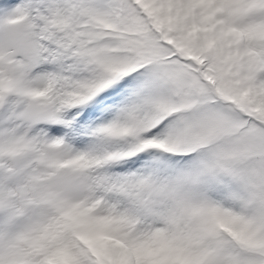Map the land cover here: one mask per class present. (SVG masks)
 I'll return each mask as SVG.
<instances>
[{"label":"snow or ice","instance_id":"1","mask_svg":"<svg viewBox=\"0 0 264 264\" xmlns=\"http://www.w3.org/2000/svg\"><path fill=\"white\" fill-rule=\"evenodd\" d=\"M0 264H264V0H0Z\"/></svg>","mask_w":264,"mask_h":264}]
</instances>
